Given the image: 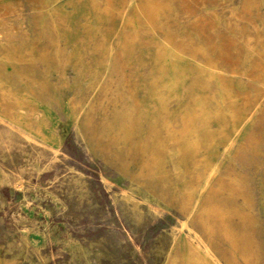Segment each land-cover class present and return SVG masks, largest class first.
<instances>
[{"label":"rangeland","instance_id":"rangeland-1","mask_svg":"<svg viewBox=\"0 0 264 264\" xmlns=\"http://www.w3.org/2000/svg\"><path fill=\"white\" fill-rule=\"evenodd\" d=\"M0 264H264V0H0Z\"/></svg>","mask_w":264,"mask_h":264},{"label":"bare ground","instance_id":"bare-ground-1","mask_svg":"<svg viewBox=\"0 0 264 264\" xmlns=\"http://www.w3.org/2000/svg\"><path fill=\"white\" fill-rule=\"evenodd\" d=\"M194 208V207H193ZM193 211V210H192ZM208 248V247H207ZM210 255V254H209Z\"/></svg>","mask_w":264,"mask_h":264}]
</instances>
